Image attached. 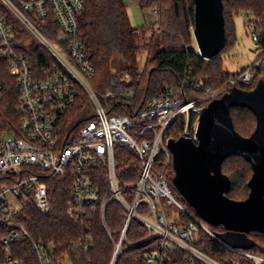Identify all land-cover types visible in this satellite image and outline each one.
<instances>
[{
	"label": "built area",
	"instance_id": "built-area-1",
	"mask_svg": "<svg viewBox=\"0 0 264 264\" xmlns=\"http://www.w3.org/2000/svg\"><path fill=\"white\" fill-rule=\"evenodd\" d=\"M156 1L149 10L158 17ZM84 6L85 0H0V71L6 68L14 77L19 94L15 130L0 132V176L10 182L0 187V227L8 230L2 238L0 264H60L42 241H34L37 261L30 262L15 256L12 244L30 238L17 220L25 207L34 203L42 213L51 212L44 180L69 169L73 177L72 214L82 217L100 212L108 230V205L117 203L123 208L125 220L115 232V261L125 248L132 223L137 222L146 231L143 241L153 242L147 264H264L263 253L220 239L209 223L178 199L168 177L173 164L168 144L174 138L169 132L176 120L185 116L180 137L198 141L202 109L241 83L253 85L255 69L264 67V55L258 56L262 49L254 62L222 89L203 88L198 82L194 91L203 90L204 95L191 98L185 81L178 89L151 98L135 115L112 113L91 83L95 68L80 34ZM248 22L258 43L261 35ZM192 49L202 56L197 44ZM4 91L0 77V101ZM82 94L90 98L94 117L78 122L76 108ZM193 114L197 116L194 123ZM116 146L126 147L139 162L136 181L125 184L120 179ZM25 166L38 171L26 173ZM102 166L108 176L105 190L93 173ZM170 204L180 208V221L169 219L165 206ZM202 232L221 245L217 255L198 243ZM85 247H89L86 242Z\"/></svg>",
	"mask_w": 264,
	"mask_h": 264
},
{
	"label": "trees",
	"instance_id": "trees-1",
	"mask_svg": "<svg viewBox=\"0 0 264 264\" xmlns=\"http://www.w3.org/2000/svg\"><path fill=\"white\" fill-rule=\"evenodd\" d=\"M226 28V44L213 60L200 56L192 46L196 44L193 33L195 25L194 0H158L159 17L156 24V50L151 51L145 68L139 69L138 54L141 46L137 43L138 28L133 27L128 14L126 0H85V6L80 17V34L95 74L91 79L94 90L103 104L112 113L135 115L146 108L148 101L168 89H178L185 81L188 82L187 92L191 98L204 95V91H194L198 82L203 88L222 89L230 79L241 71H228L224 68L222 52L227 46L237 40L235 16L246 14L248 23L261 35L257 43L264 55V0H223ZM143 9L153 5L154 0H139ZM247 24V22H246ZM24 38L25 31L21 32ZM23 51L26 48L21 47ZM128 73L130 79H125ZM256 78L253 85L241 83L238 87L251 89L264 79V67L255 69ZM0 77L5 83V91L0 101V132L11 131L18 121L19 94L14 77L6 68L0 71ZM111 92L110 95L107 92ZM105 94V98L103 95ZM77 121L84 122L94 117L91 103L82 94L76 108ZM232 116L235 128L244 136H250L255 130L257 119L247 107H233ZM197 116L192 115V123ZM185 127V116H180L169 133L176 139L180 138ZM162 159V158H161ZM116 163L120 179L129 184L138 179L140 164L134 155L124 146H116ZM223 172L232 181L228 195L236 200L249 196L241 195L239 187L250 191L248 185L253 174L251 164L242 156L233 155L223 162ZM26 173H34L37 168L24 167ZM96 182L103 190L108 185L107 169L102 166L93 171ZM175 171L173 164L169 166L168 177L171 180L176 196L186 202L173 184ZM48 187L52 205L51 212L42 213L34 205L29 204L17 216L18 223L26 229L30 238L12 244L15 256L23 261H37L33 251L34 241H42L51 248L52 255L60 264L70 261L71 264H111L117 241L118 232L125 220V212L117 203L108 205L104 224L100 212H89L82 217L75 216L70 211L74 200L73 177L71 170L48 177L44 180ZM6 183L0 176V187ZM186 204H188L186 202ZM189 205V204H188ZM189 207H191L189 205ZM192 208V207H191ZM225 229L217 227L215 232ZM6 228L0 227V249L3 247V235ZM109 232L112 233V237ZM146 235L144 227L133 222L128 233L123 252L114 264H147L150 252V240L143 241ZM249 236L257 242L253 250L264 254V233L251 232ZM85 242L89 247H85ZM203 248L217 255L221 245L205 233H200L198 242Z\"/></svg>",
	"mask_w": 264,
	"mask_h": 264
},
{
	"label": "water",
	"instance_id": "water-1",
	"mask_svg": "<svg viewBox=\"0 0 264 264\" xmlns=\"http://www.w3.org/2000/svg\"><path fill=\"white\" fill-rule=\"evenodd\" d=\"M194 37L202 57L211 59L226 44L223 0H194ZM233 107H247L257 124L250 136L237 131ZM198 141L182 136L169 140L175 171L173 184L186 202L207 223L224 231L217 233L227 244L252 249L257 242L249 234L264 233V79L251 89L235 87L211 100L201 111ZM244 157L252 166L250 193L236 200L228 195L231 178L223 172L230 156Z\"/></svg>",
	"mask_w": 264,
	"mask_h": 264
},
{
	"label": "rangeland",
	"instance_id": "rangeland-1",
	"mask_svg": "<svg viewBox=\"0 0 264 264\" xmlns=\"http://www.w3.org/2000/svg\"><path fill=\"white\" fill-rule=\"evenodd\" d=\"M126 3L128 5V14L131 25L139 29L136 38L138 45L141 46V50L138 54V64L139 69L143 70L145 68L147 58L151 54V51L154 53L157 47L156 41L158 39L157 33L159 32V27L156 24V21L159 17V12L158 17L157 15H153L152 13H150V7L146 9H143L141 7L139 0H126ZM246 22V14L241 13L235 16L237 40L233 45L227 46V48L221 54L224 62V68L228 71H241L242 69L247 68L249 65H251L257 57L259 46L257 42L253 39L252 27H248ZM124 77L125 79L131 78L128 73H126ZM86 97L90 101V98L87 95ZM103 97L105 98V94L103 95ZM91 108L93 112L94 107L92 104ZM238 192L242 193L241 195H247L250 191L245 190L241 186L238 188ZM182 202L186 203L184 201ZM165 211L167 212L168 217L171 221H180L181 212L177 204L166 205ZM210 227L214 231L215 229H217V227L211 224ZM255 252L260 254L262 253L261 250ZM115 262L116 261L114 250L111 264H114ZM64 264H71V262L66 261Z\"/></svg>",
	"mask_w": 264,
	"mask_h": 264
}]
</instances>
